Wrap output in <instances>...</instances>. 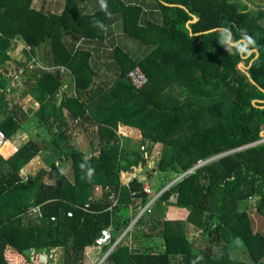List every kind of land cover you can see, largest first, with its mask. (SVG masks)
<instances>
[{
  "label": "trees",
  "instance_id": "1",
  "mask_svg": "<svg viewBox=\"0 0 264 264\" xmlns=\"http://www.w3.org/2000/svg\"><path fill=\"white\" fill-rule=\"evenodd\" d=\"M33 1L0 0V68L13 62L26 75L18 100L10 79L0 75V130L18 146L9 159L0 156V264H30L31 249L55 248L63 250L62 264H83L85 249L102 229L112 225L113 236L120 235L149 202L145 172L147 180L153 172L182 177L139 220L137 248L121 244L107 264H210L221 258L224 264H264V230H255L251 219L254 211L264 222V1L251 7L242 0H107L110 16L100 6L85 12L86 0H64L60 13L35 9ZM117 19L127 38L150 51L135 59L115 46L120 73L100 86L91 51L68 44L65 36L103 41ZM220 27L237 37L246 29L257 54L243 59L226 52L218 43ZM46 48L50 68L57 69L34 64L30 72L31 60L38 63L37 51ZM135 67L148 77L140 90L128 78ZM64 86L75 94L68 96ZM119 126L139 129L142 140L119 136ZM73 127L94 129L91 182L81 179L86 155L73 142ZM156 144L160 158L147 170ZM9 147L2 149L5 156ZM41 154L46 167L21 177ZM61 163L70 164L71 178ZM173 197L190 208L187 218L158 220L156 204ZM34 207L39 215L30 214ZM148 226L158 235L146 234Z\"/></svg>",
  "mask_w": 264,
  "mask_h": 264
},
{
  "label": "crops",
  "instance_id": "2",
  "mask_svg": "<svg viewBox=\"0 0 264 264\" xmlns=\"http://www.w3.org/2000/svg\"><path fill=\"white\" fill-rule=\"evenodd\" d=\"M32 6L35 9L43 10L47 13H60L64 7V0H34ZM99 6H100L99 0H86L83 8H84L85 12H91V11L97 9ZM150 12L151 11L149 9L146 11V17L150 18ZM154 13H156V12H154ZM65 40L68 44L71 43L72 45H74L76 47L83 46L86 49H89L91 51V53H92L91 64L93 65V67L95 68V70L97 71V74H98V78L95 81V83H97L100 86H107V84L108 85L111 84V82H109V81H111L112 79H116L120 73V70L116 66L115 61L112 57V51H113V48L115 46L122 47L125 51L130 53V55L132 57H134L135 59L143 58L150 51V49H148L147 47L141 46L140 44H138L137 42L127 38L123 34V28H122V24H121L120 19H117L111 25V31L103 41L86 40V39H82V38L75 39L69 35L65 36ZM16 51H17V60H19V61L22 60V62H23L24 57H23V54H22L20 48ZM36 54H37L36 56H37L38 62L43 67L50 68L51 61H49V59H50L49 49L46 48V49H43V51L38 50ZM66 73H68V72H65L63 74L65 75ZM67 75L68 74H66V76H65L66 79L68 77ZM62 91L66 92V94L68 96L75 94L73 86H70V88H66V86H64L62 88ZM89 129L94 130L93 128H89ZM118 130H119V132L128 133L129 134L128 137L132 138L136 141L142 140L141 131L137 128L129 127V126H119ZM82 135L84 137L87 135V131L84 130L82 127H78V128L73 127L72 128V137H73V142L75 145H77L79 143ZM35 158L32 159L31 162H29V164H27L23 168L24 171H26V172L29 171L30 174H34V172H36V170H35L33 173H31V171L34 170L32 167V164H33V161L36 160ZM37 158H39V157H37ZM149 173L150 172H148V173L145 172L143 174V177H145V176L148 177ZM149 177L150 178L148 181L149 182L153 181L152 174H150ZM172 199H174V201ZM156 208H157L156 209L157 210L156 217L160 221H163L166 219H168V220L186 219L188 214H189V209H190L187 207L183 208V207L177 205L175 197L171 198L167 202H158V204H156ZM143 215H146V212ZM143 219L145 221L146 217L145 218L143 217ZM142 220L140 222H142ZM140 222L138 221V224L136 226H138L140 224ZM144 232L146 234H150V235H153V234L158 235L159 230H155V232H153V231L149 230V226H148V227L144 228ZM124 240H125L124 245H128L129 247H131L130 244L133 242L138 243L137 241L139 240V238H137L136 235H133V233H132L130 236L126 237V239H124ZM134 245L137 246V244H134ZM136 248H134V249H136ZM131 249H132V247H131ZM212 261H214V262L210 263V264H224V262H225L223 258H221L220 261H217V262L215 261V259Z\"/></svg>",
  "mask_w": 264,
  "mask_h": 264
},
{
  "label": "built area",
  "instance_id": "3",
  "mask_svg": "<svg viewBox=\"0 0 264 264\" xmlns=\"http://www.w3.org/2000/svg\"><path fill=\"white\" fill-rule=\"evenodd\" d=\"M23 48L27 51H30V48L28 46H23ZM31 62H34L37 67L43 70L47 71H54L55 68H45L43 67L39 62L37 63L34 59L31 60ZM10 67L5 70L0 68V75L4 78H9L10 82H8V85L10 88L14 91H17L23 87V82L25 78V69L23 67H18L13 62H10ZM62 73L67 72L63 67H58ZM129 82L135 87L136 89L140 90L144 88L148 84V77L146 74L141 70L139 67H135L133 70H131L128 73ZM119 136H125L128 137L129 134L125 132H119ZM7 144H10V151L7 156H5L2 152V149L7 147ZM155 146V145H154ZM147 143L141 145V150L143 152L148 151L147 150ZM18 151V146L16 141L8 139L6 135L0 130V156L3 159H9L13 155H15ZM153 151V150H152ZM152 152L147 156V170H153L156 167V161L154 162L153 159H151ZM219 156H217L218 158ZM205 162H201L199 166L203 165ZM30 174L29 171L21 170L20 176L21 177H27ZM182 176H176L173 180V182L166 188V190L174 183H176ZM130 178L129 174H126L123 176V182L124 184H127L128 180ZM142 183L144 184V192L150 196L149 202L146 204V206L139 208L137 210V215L135 218L131 221L129 226L121 232L120 235L114 237L113 236V229L112 225L109 227H106L101 230L100 235L94 239V243L91 246H88L84 251V262L83 264H107L109 263L112 254L116 251V249L124 243V239L126 237L130 236L133 233L134 228L136 227L138 221L141 219L143 214L147 212L158 200V198L164 193V191H159L158 193H154L152 191V184L150 185V182L142 176L141 178ZM30 214L33 215H39L40 214V208L34 207L29 209ZM69 216H71V213H68ZM54 220V219H53ZM63 261V250L62 248H55L48 252L41 251L38 252L35 249H31L29 251V263L30 264H62Z\"/></svg>",
  "mask_w": 264,
  "mask_h": 264
},
{
  "label": "rangeland",
  "instance_id": "4",
  "mask_svg": "<svg viewBox=\"0 0 264 264\" xmlns=\"http://www.w3.org/2000/svg\"><path fill=\"white\" fill-rule=\"evenodd\" d=\"M242 1L244 3H247L251 7H256L254 4L257 5L258 3H260L261 1H264V0H242ZM151 4H152V2H151ZM33 65H34V62H31V65L28 66L30 72H35V70H36L35 68H32ZM22 88L17 90L13 95V96H15V98L17 100L20 99V97L22 96V91H23ZM33 134H34V132H33ZM92 135H93V130L90 129L85 137L83 135L81 136L79 143L76 145L77 148L80 149L81 151H83V153L87 156L90 155L91 151H95V148L92 147V145H91L92 144L91 143ZM33 136H34V138L37 139L36 132ZM147 147H148V144H147ZM161 148H162V146L159 144H157L153 147L151 159H153L154 162L159 160L160 154H161ZM37 157H39V158H37ZM37 157L35 158L36 160L33 161L32 167L34 170H32L31 173H33L35 170L37 171L40 167H43V166L46 167L45 162H44V158H45L44 155L41 154ZM60 166H61L62 171H64L65 175L68 176L69 178H71V166H70V164L69 163H61ZM152 177H153L152 178L153 181H150L151 182L150 185L152 184V191H154V193H158L159 191L166 190V188L174 180V177L171 174H168V176H164L161 173L153 172ZM172 200L174 201V199H172ZM251 219L253 221V225H254L255 230H258V231L264 230V222L254 211H251ZM188 232H189L188 236H190V237L193 236V234H194L193 226H191V225L189 226ZM134 244H137V243L133 242L130 244L133 250H135L134 248H136V246Z\"/></svg>",
  "mask_w": 264,
  "mask_h": 264
},
{
  "label": "clouds",
  "instance_id": "5",
  "mask_svg": "<svg viewBox=\"0 0 264 264\" xmlns=\"http://www.w3.org/2000/svg\"><path fill=\"white\" fill-rule=\"evenodd\" d=\"M99 5L106 15H111L108 11L107 0H99ZM93 26L104 32L107 31V27L99 20H94ZM216 33L218 35V43L226 50V52L232 53L234 51L236 55L243 59L252 58L257 54L258 46L256 40L246 29L239 30V37H237L229 27H220L216 30ZM89 159L90 157L86 155L83 158V162L80 164V168L82 173H84L81 179H86L91 182L95 169L88 164ZM193 264H196V262L194 261Z\"/></svg>",
  "mask_w": 264,
  "mask_h": 264
},
{
  "label": "water",
  "instance_id": "6",
  "mask_svg": "<svg viewBox=\"0 0 264 264\" xmlns=\"http://www.w3.org/2000/svg\"><path fill=\"white\" fill-rule=\"evenodd\" d=\"M197 20V17H194L192 22H195ZM239 67L249 76V74L247 73V68L244 67L243 64H239ZM262 135H264V132L262 133Z\"/></svg>",
  "mask_w": 264,
  "mask_h": 264
}]
</instances>
